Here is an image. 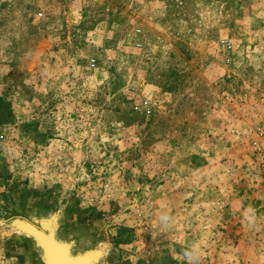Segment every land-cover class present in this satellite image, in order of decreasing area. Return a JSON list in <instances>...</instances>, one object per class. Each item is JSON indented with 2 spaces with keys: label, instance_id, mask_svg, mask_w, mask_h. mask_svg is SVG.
Instances as JSON below:
<instances>
[{
  "label": "rangeland",
  "instance_id": "rangeland-1",
  "mask_svg": "<svg viewBox=\"0 0 264 264\" xmlns=\"http://www.w3.org/2000/svg\"><path fill=\"white\" fill-rule=\"evenodd\" d=\"M33 218L94 264H264V0H0V264H43Z\"/></svg>",
  "mask_w": 264,
  "mask_h": 264
},
{
  "label": "bare ground",
  "instance_id": "bare-ground-1",
  "mask_svg": "<svg viewBox=\"0 0 264 264\" xmlns=\"http://www.w3.org/2000/svg\"><path fill=\"white\" fill-rule=\"evenodd\" d=\"M43 225L44 227L46 225V227H49V228L53 226L51 224V221H47V223L43 221ZM30 226L31 225H28V224L27 225L21 224L23 231L28 234L31 233ZM43 237L44 238L41 239V242L45 246L47 264H87V261H88V264H94L96 261L97 253L95 251L91 253L87 252L84 255L74 257L73 253H70L69 244H63V242L55 241V239L50 236H43ZM51 244L60 245L64 247L63 248L60 247L61 249L59 250L57 249V251H52V250H49L48 248V245L51 246ZM56 258L60 260H56Z\"/></svg>",
  "mask_w": 264,
  "mask_h": 264
},
{
  "label": "water",
  "instance_id": "water-1",
  "mask_svg": "<svg viewBox=\"0 0 264 264\" xmlns=\"http://www.w3.org/2000/svg\"><path fill=\"white\" fill-rule=\"evenodd\" d=\"M32 221L38 222L39 226L36 227V226H34L32 224H29V223H25V225H27V224L31 225L30 226L31 233H29L28 235H30L33 238L35 244L41 249V259L43 261V264H47L45 246L41 242V239L44 238L43 236H50V237L54 238L55 241L63 242V244H69L70 253H72V245H74L73 242L72 241H68V242L62 241L59 238H57L56 237V227H55V225L51 226V228H45L44 225H43V221H46V219L36 220L35 218H33ZM21 224L22 223L19 222V221H13L12 222V226L13 227H15L16 229H19L20 231H23V228L21 227ZM93 251H95V250H85V251H83L81 253L77 252V253H75L73 255H74V257H78V256H81V255H84L87 252L91 253Z\"/></svg>",
  "mask_w": 264,
  "mask_h": 264
},
{
  "label": "built area",
  "instance_id": "built-area-1",
  "mask_svg": "<svg viewBox=\"0 0 264 264\" xmlns=\"http://www.w3.org/2000/svg\"><path fill=\"white\" fill-rule=\"evenodd\" d=\"M138 45H140V43H138ZM222 45H223V47L224 48H226V49H230L231 48V43H230V41H228V40H226V41H223L222 42ZM90 66H94L95 65V61L92 59V60H90ZM151 105V101H150V99L149 98H144L142 101H141V105H140V107H142V109H144V110H147V109H149V106ZM139 107L138 106H135V109H138ZM258 149H260V147H258Z\"/></svg>",
  "mask_w": 264,
  "mask_h": 264
},
{
  "label": "clouds",
  "instance_id": "clouds-1",
  "mask_svg": "<svg viewBox=\"0 0 264 264\" xmlns=\"http://www.w3.org/2000/svg\"><path fill=\"white\" fill-rule=\"evenodd\" d=\"M246 219L249 220V222L251 223L252 218L249 216H246ZM185 255L187 256V258L192 261V260H198L199 259V250L197 248V246H193V250L190 252H186Z\"/></svg>",
  "mask_w": 264,
  "mask_h": 264
}]
</instances>
